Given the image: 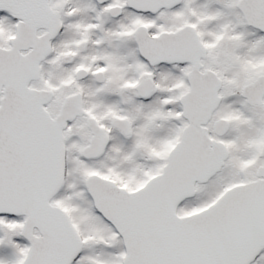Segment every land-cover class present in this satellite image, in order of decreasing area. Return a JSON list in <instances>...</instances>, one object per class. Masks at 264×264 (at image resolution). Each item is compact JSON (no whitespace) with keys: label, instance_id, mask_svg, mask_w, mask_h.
<instances>
[{"label":"snow or ice","instance_id":"obj_1","mask_svg":"<svg viewBox=\"0 0 264 264\" xmlns=\"http://www.w3.org/2000/svg\"><path fill=\"white\" fill-rule=\"evenodd\" d=\"M0 264H264V0H0Z\"/></svg>","mask_w":264,"mask_h":264}]
</instances>
